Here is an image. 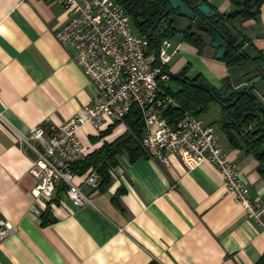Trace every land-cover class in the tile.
<instances>
[{
	"label": "crops",
	"instance_id": "0c3cea01",
	"mask_svg": "<svg viewBox=\"0 0 264 264\" xmlns=\"http://www.w3.org/2000/svg\"><path fill=\"white\" fill-rule=\"evenodd\" d=\"M207 3L216 13L236 9L231 0ZM68 19V10L49 0H0V218L17 226L0 243V264H256L264 254V232L227 193L215 168L202 164L187 170L176 156L171 166H164L145 154L131 160L125 151L109 163V182L103 186L96 167L75 170V182L90 196V204L76 206L60 185L41 215L31 212L34 178L17 132L67 122L96 95L95 86L72 59V48L55 36ZM193 24L178 15L176 31L166 37L170 51L179 48L166 67L170 90L182 85L170 74L182 71L188 78L202 75L217 90L231 83L235 92L264 75V62L257 69L251 61L229 67L217 60L210 35L203 34L206 45L200 52L185 39L184 31ZM165 28L163 21L161 33ZM238 29L241 39L247 38L242 51L252 59L264 55V2L260 14ZM252 87L259 88L253 93L264 105V77ZM229 99L211 101L198 116H207L204 122L217 126L251 196L260 197L264 166L236 128L225 126L223 108ZM229 129L238 144L231 141ZM127 130L125 122L117 121L103 128L86 124L78 134L88 156ZM93 171L101 177L96 188L85 183Z\"/></svg>",
	"mask_w": 264,
	"mask_h": 264
},
{
	"label": "built area",
	"instance_id": "2783aa9c",
	"mask_svg": "<svg viewBox=\"0 0 264 264\" xmlns=\"http://www.w3.org/2000/svg\"><path fill=\"white\" fill-rule=\"evenodd\" d=\"M49 1L68 10L69 19L55 30V36L72 48V59L95 86L96 95L90 106L67 122H46L33 126L27 134L17 132L34 178L31 212L41 215L60 185L76 206L91 203L75 182V165L87 156L79 130L86 124L103 128L110 122L124 123L137 105L144 122L140 145L145 155L164 166H171L176 156L187 170L202 164L215 168L227 193L264 232V195L251 196V187L241 178L239 165L229 158L217 126L184 109L165 83L169 78L166 67L179 48L170 51L172 43L165 38L158 50L152 49L149 38L137 31L132 14L119 0ZM173 110L179 111L178 118L171 114ZM100 182L96 171L85 179L91 188ZM16 229L13 222L0 218V243Z\"/></svg>",
	"mask_w": 264,
	"mask_h": 264
},
{
	"label": "trees",
	"instance_id": "16d2710c",
	"mask_svg": "<svg viewBox=\"0 0 264 264\" xmlns=\"http://www.w3.org/2000/svg\"><path fill=\"white\" fill-rule=\"evenodd\" d=\"M119 1L132 14L137 31L149 38L152 49L158 50L163 39L173 35L176 31L174 23L176 17L179 15L178 10L169 9V3L166 0ZM184 1L193 8L201 3H207V0ZM231 2L236 7L231 13H216V16L209 21H206L202 16H198L194 20V24L184 31L185 39L194 44L202 52L206 45L203 34L210 35L213 39L219 35L227 42L228 48L223 61L229 67L242 65L247 61H251L253 64L259 66L260 63L264 62V55L261 54L259 57L252 59L242 51L247 38L241 39L243 34L238 29V26L247 20L255 19L261 12L264 0H231ZM163 21L166 22V28L161 33L160 25ZM170 77L177 79L182 85L175 92L167 86L169 91L184 109L195 115L204 113L210 102L218 98L216 87L209 84L200 74L193 78H188L185 72L182 71L179 74H170ZM246 89L250 91V94L244 91L236 92L226 101L227 106L223 108L225 112V126L236 127L246 112H256L258 99L253 93V87L248 86ZM237 97H239L238 101L232 104ZM171 114L177 118L180 115L179 111L176 112L175 110L171 111ZM125 123L128 130L123 136L111 144L104 145L92 155L86 156L84 160L75 165V170L82 172L90 165L96 167L102 177L101 186H103L109 182L108 165L110 162H114L116 155L127 151L130 154L131 160H135L145 154L140 145V139L144 133V122L137 105L132 106L126 116ZM244 125L247 128L249 126L258 127L256 134L264 133V117L256 119L249 116L245 120ZM228 134L231 141L238 144L230 129L228 130ZM246 145L248 150L255 153L261 160L262 166H264V135L255 143H248ZM256 264H264V254Z\"/></svg>",
	"mask_w": 264,
	"mask_h": 264
},
{
	"label": "water",
	"instance_id": "95a60500",
	"mask_svg": "<svg viewBox=\"0 0 264 264\" xmlns=\"http://www.w3.org/2000/svg\"><path fill=\"white\" fill-rule=\"evenodd\" d=\"M166 1L169 3V9L172 8L174 10H178L179 15L189 18L191 20H195L198 16H202L205 18L206 21H209L210 19L216 16V11L207 3H201L197 7L193 8L189 6L184 0H166ZM212 46L217 49L216 59L223 60L228 48L226 40L218 35L215 37L214 41L212 42ZM255 67L257 69H260V67L257 65H255ZM263 77L264 75H260L256 78L251 79L249 81V86H253L256 82L262 80ZM243 91L247 94H250V91L247 89ZM235 93L236 92L232 84L228 83L221 90H217V95H218L217 100L223 103L222 101L231 98L232 95H234ZM238 99L239 97H237L232 104H235L238 101ZM249 116L256 119H262L264 117V105L261 104L259 100H257L256 112H246L244 114L243 119L235 127L237 135L244 141V144L254 143L264 135L263 133L254 139H250L248 134H252V135L256 134L258 128L252 130L253 126H249L248 128L245 127L244 122ZM263 131H264V127H263Z\"/></svg>",
	"mask_w": 264,
	"mask_h": 264
},
{
	"label": "rangeland",
	"instance_id": "374dc122",
	"mask_svg": "<svg viewBox=\"0 0 264 264\" xmlns=\"http://www.w3.org/2000/svg\"><path fill=\"white\" fill-rule=\"evenodd\" d=\"M235 66H241V65H235ZM235 66H231V67H235ZM168 84L172 87V89H175V84H174V82H172V81H168ZM257 86H258V84H257ZM259 87V86H258ZM256 87L255 88H253V92H255L256 91ZM259 89V88H258ZM257 89V90H258ZM256 93H257V91H256ZM202 118H207V116H205V115H202Z\"/></svg>",
	"mask_w": 264,
	"mask_h": 264
},
{
	"label": "flooded vegetation",
	"instance_id": "af4514ba",
	"mask_svg": "<svg viewBox=\"0 0 264 264\" xmlns=\"http://www.w3.org/2000/svg\"><path fill=\"white\" fill-rule=\"evenodd\" d=\"M255 128H258V127L253 126V127H252V130L255 129ZM260 134H263V133H258V134H254V135H252V134H248V136L250 137V139H254V138L260 136ZM254 143H255V142H254ZM251 144H252V143H251Z\"/></svg>",
	"mask_w": 264,
	"mask_h": 264
}]
</instances>
